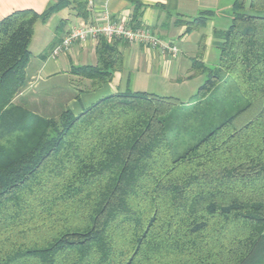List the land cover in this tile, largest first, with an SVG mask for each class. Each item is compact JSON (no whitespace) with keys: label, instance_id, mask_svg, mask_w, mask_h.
I'll list each match as a JSON object with an SVG mask.
<instances>
[{"label":"trees","instance_id":"trees-1","mask_svg":"<svg viewBox=\"0 0 264 264\" xmlns=\"http://www.w3.org/2000/svg\"><path fill=\"white\" fill-rule=\"evenodd\" d=\"M89 1L0 20V264H264V0H234L188 103L126 90L55 118L14 103L34 27L66 7L87 18ZM96 57L71 69L92 89L124 63L105 36Z\"/></svg>","mask_w":264,"mask_h":264},{"label":"crops","instance_id":"crops-1","mask_svg":"<svg viewBox=\"0 0 264 264\" xmlns=\"http://www.w3.org/2000/svg\"><path fill=\"white\" fill-rule=\"evenodd\" d=\"M54 1L0 0V20L16 10L32 9L41 13ZM135 2L143 5L141 26L151 29L163 43L176 46L179 50L177 56L163 52L160 47L115 38L113 41L124 58L123 67L114 73L110 82L98 89L91 88L89 79L71 73L72 66L96 64L98 38L89 34L85 39H76L65 52L52 56L53 48L73 26H100L105 24L109 15L112 20L124 22L130 27ZM233 2L90 0L87 18L78 17L70 7L63 8L53 13L48 21L39 22L34 27L30 44L31 59L26 69L27 83L14 98V103L45 118L58 117L67 109L79 115L105 96L130 90L133 81L142 78L147 84L146 92L173 96L188 103L196 93L192 84L204 79L203 76L190 77L192 59L201 49L206 66L218 65L219 50L215 44V34L230 26ZM201 12L211 14L201 27L188 30L187 23L194 22Z\"/></svg>","mask_w":264,"mask_h":264},{"label":"built area","instance_id":"built-area-1","mask_svg":"<svg viewBox=\"0 0 264 264\" xmlns=\"http://www.w3.org/2000/svg\"><path fill=\"white\" fill-rule=\"evenodd\" d=\"M89 34L99 38L105 36L109 40L115 38L124 39L129 43H142L150 45L152 47H160L163 52L171 53L172 56H177L179 50L176 46L171 44L163 43L151 29L140 26L139 28L133 29L127 27L124 22H118L106 16L105 24L100 26H73L68 34L64 37L59 44H57L52 50V56H57L65 52L76 39H85Z\"/></svg>","mask_w":264,"mask_h":264},{"label":"rangeland","instance_id":"rangeland-1","mask_svg":"<svg viewBox=\"0 0 264 264\" xmlns=\"http://www.w3.org/2000/svg\"><path fill=\"white\" fill-rule=\"evenodd\" d=\"M202 83L201 82H197V83H194L192 84V86L195 87V91L196 89L198 88V86ZM129 89L131 91H148V88H147V84H146V81L142 78V79H138L137 81H133L132 85L129 87ZM156 91V90H154ZM34 113V112H33Z\"/></svg>","mask_w":264,"mask_h":264}]
</instances>
